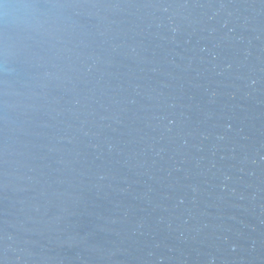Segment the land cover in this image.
Listing matches in <instances>:
<instances>
[{"label":"water","instance_id":"obj_1","mask_svg":"<svg viewBox=\"0 0 264 264\" xmlns=\"http://www.w3.org/2000/svg\"><path fill=\"white\" fill-rule=\"evenodd\" d=\"M0 264H264V0H0Z\"/></svg>","mask_w":264,"mask_h":264}]
</instances>
